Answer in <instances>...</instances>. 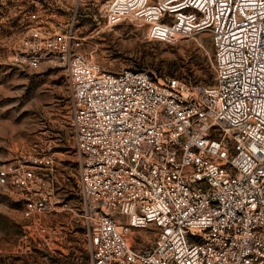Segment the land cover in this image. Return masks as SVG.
<instances>
[{"label": "built area", "instance_id": "obj_1", "mask_svg": "<svg viewBox=\"0 0 264 264\" xmlns=\"http://www.w3.org/2000/svg\"><path fill=\"white\" fill-rule=\"evenodd\" d=\"M93 5L111 23H143L151 41L210 33L215 77L108 70L84 50L76 16L24 35L17 63L68 77L91 264H264V0ZM51 149L0 166L33 237L55 208Z\"/></svg>", "mask_w": 264, "mask_h": 264}, {"label": "rangeland", "instance_id": "obj_2", "mask_svg": "<svg viewBox=\"0 0 264 264\" xmlns=\"http://www.w3.org/2000/svg\"><path fill=\"white\" fill-rule=\"evenodd\" d=\"M75 16L84 50L108 70H147L192 84L214 81L208 32L151 41L143 23H111L93 0H0V166L50 146L55 158L47 177L55 208L45 216L47 230L34 237L18 195L0 185V264L92 263L67 74L58 66L30 67L15 61L30 29ZM138 236L149 245L155 233L143 230Z\"/></svg>", "mask_w": 264, "mask_h": 264}, {"label": "bare ground", "instance_id": "obj_3", "mask_svg": "<svg viewBox=\"0 0 264 264\" xmlns=\"http://www.w3.org/2000/svg\"><path fill=\"white\" fill-rule=\"evenodd\" d=\"M116 24V23H115Z\"/></svg>", "mask_w": 264, "mask_h": 264}]
</instances>
